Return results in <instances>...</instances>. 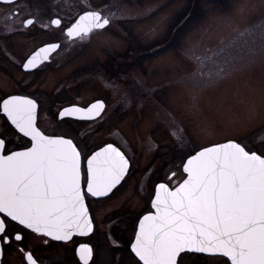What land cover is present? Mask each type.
<instances>
[{
  "label": "rangeland",
  "instance_id": "obj_1",
  "mask_svg": "<svg viewBox=\"0 0 264 264\" xmlns=\"http://www.w3.org/2000/svg\"><path fill=\"white\" fill-rule=\"evenodd\" d=\"M84 4L105 12L113 7V20L63 50L62 66L36 81L38 95L54 100L53 116L47 102L41 111L49 131L77 140L87 152L108 141L133 157L140 152L142 170L159 148L167 160L160 177L169 181L173 171L177 179L185 176L187 156L213 143L233 139L264 153V0H21L23 18L42 8L76 12ZM170 27L169 40L182 30L177 42H158ZM44 36L31 29L22 39ZM152 42L141 57L140 46ZM97 99L106 103L101 118L58 119L61 106ZM148 169L139 185H132L135 179L127 183L107 205L126 198L135 211L148 205L153 193ZM182 256V264H230L223 256Z\"/></svg>",
  "mask_w": 264,
  "mask_h": 264
},
{
  "label": "snow or ice",
  "instance_id": "obj_2",
  "mask_svg": "<svg viewBox=\"0 0 264 264\" xmlns=\"http://www.w3.org/2000/svg\"><path fill=\"white\" fill-rule=\"evenodd\" d=\"M3 2L13 4L15 0ZM25 23L31 25L33 20ZM52 23L59 26L61 21ZM108 24L99 12H86L66 35L82 39ZM58 47L52 44L41 51L48 53ZM35 60V56L30 58L24 68L34 67ZM0 107L31 145L5 154L6 141L0 138V214L6 218L0 219V241L7 244L13 235L16 242L24 239L20 233L8 232V220L57 241L70 240L77 232L90 233L92 220L81 186L77 146L71 139L45 135L37 127L34 100L12 96ZM103 107L98 101L86 109H65L60 115L78 112L92 118ZM128 168L125 155L107 145L87 160V193L107 196L124 179ZM182 170L186 178L174 190L166 183L157 186L152 201L155 213L140 221L131 245L139 261L182 264V254L203 253L220 254L230 264H264V153L228 141L203 148L187 159ZM92 253L89 245H80L82 264H88ZM25 259L28 264H37L31 252L25 253Z\"/></svg>",
  "mask_w": 264,
  "mask_h": 264
},
{
  "label": "flooded vegetation",
  "instance_id": "obj_3",
  "mask_svg": "<svg viewBox=\"0 0 264 264\" xmlns=\"http://www.w3.org/2000/svg\"><path fill=\"white\" fill-rule=\"evenodd\" d=\"M40 13L30 14L23 18V9L21 0H15L13 4H6L0 0V106L3 101L12 96H22L32 99L37 104V127L46 135H59L49 131L41 120L42 106L47 102L50 111L49 116H53L54 100L51 98L43 100L37 93V83L39 78L46 77L51 70L59 69L62 64L59 55L63 50L75 45L76 43L87 40L94 34L106 29L110 26L113 20V12L115 10L110 7L107 12L103 8L91 7L87 4L76 12H58L56 8H42L38 10ZM56 11V12H54ZM99 11L102 17L109 20V24L103 29H96L90 34L80 37H68L66 35L68 28H70L77 19L85 12ZM33 20V24L26 25L27 20ZM60 20L59 26L52 23L54 20ZM31 29H38L45 33L44 39H36L31 41H24L22 39L23 32H29ZM57 44L59 47L55 51L47 54V59L44 57L35 60V66L29 69L24 68V64L30 57L38 52L40 48L49 45ZM46 98V95L43 96ZM41 98V99H40ZM78 103H69L61 106V108ZM81 106H87L78 104ZM60 108V109H61ZM104 112V111H103ZM102 114L96 118H101ZM59 120L85 122L91 121L86 119L62 118ZM95 120V119H94ZM0 138L6 141V152L22 151L30 147V140L24 137L14 125L3 114L2 107H0ZM73 139V138H72ZM74 140V139H73ZM75 144L81 153V186L85 195L90 215L93 221L92 232L86 235L74 234L70 240L57 241L51 237L41 236L33 233L30 230L23 229V226L8 220V232L20 233L24 239L21 242L14 240V235L9 237V243L5 244L2 241L1 247L3 254L1 264H28L25 259V253L31 252L38 264H82L78 249L80 245L87 244L93 249L92 259L88 264H142L138 257L131 251V245L135 239L137 227L140 218L147 212L152 211V199L155 194L156 186L160 182L167 183L170 187L176 186L184 177L177 179L173 173L169 174V180L162 179L167 169L166 153H159L158 149L154 151L153 157L149 165H145L144 169L150 170V176L147 177L151 185H153V193L149 199V206L143 203L140 210L135 211L128 202L127 198L122 204L112 206L107 205L109 202H114L119 198L120 193H123L124 187L127 183L134 181L132 184L138 185L142 182L139 177L145 170L141 169V153L134 152L133 157L129 152H125L116 142L108 141L99 146L92 148L90 151H84L77 140ZM113 143L118 146L129 161L128 172L124 179L107 195L100 197H92L87 193L86 174H87V158L98 148L105 144ZM192 154V153H191ZM161 163L158 167L151 169V162L156 160ZM179 157H182L180 155ZM183 169V165H182ZM148 172V171H147ZM134 177V178H133ZM131 178L130 181H128ZM144 179V178H143ZM0 219H6L3 214H0ZM45 241H47L45 243ZM20 248H24L22 253ZM104 254V255H103ZM191 254V253H186ZM183 255V254H182ZM228 260V259H227ZM230 262V261H229Z\"/></svg>",
  "mask_w": 264,
  "mask_h": 264
},
{
  "label": "water",
  "instance_id": "obj_4",
  "mask_svg": "<svg viewBox=\"0 0 264 264\" xmlns=\"http://www.w3.org/2000/svg\"><path fill=\"white\" fill-rule=\"evenodd\" d=\"M88 12H92V11H88ZM95 12H99V11H95ZM86 13V12H85ZM85 13H83L82 15H84ZM100 13V12H99ZM101 14V13H100ZM81 15V16H82ZM80 18V17H79ZM79 18L77 19V21L79 20ZM76 21V22H77ZM75 22V23H76ZM74 23V24H75ZM49 45H52V44H49ZM48 45H46V46H44V47H42V48H40L39 49V51L38 52H35L30 58H32L33 56H35L36 57V60L37 59H39V58H42V57H45V56H47V54H49L50 52H48V53H44V52H42L41 51V49H44L45 47H47ZM37 53H39V55H37ZM102 102L103 103V105H104V107H103V109L100 111V113H99V115H93L92 116V118H87L86 116H85V114L84 113H78V112H73V113H65V115L63 116V117H61V115H60V113L61 112H63L65 109H71V108H73V107H77V108H82V109H86V108H88L90 105H92V104H94V103H96V102ZM105 107H106V103H105V101L104 100H102V99H97V100H95V101H92L91 103H89L87 106H81V105H78V104H71V105H68V106H65V107H63V108H61L60 109V111H59V113H58V118L59 119H62V118H67V117H69V118H74V119H81V120H83V119H86V120H94V119H96V118H98L101 114H102V112L104 111V109H105ZM46 135V134H45ZM48 136H53V137H61V138H65V139H71L72 141H73V139L72 138H70V137H66V136H63V135H48ZM228 141H234V142H237V143H239L238 141H236V140H233V139H230V140H226V141H222V142H218V143H213V144H210V145H207V146H204V147H202V148H200L199 150H197L195 153H193L192 155H195L197 152H199V151H201L203 148H205V147H212V146H214V145H216V144H222V143H227ZM73 143L75 144V142L73 141ZM109 144H111V145H113L115 148H117L119 151H121L122 153H123V151L118 147V146H116L115 144H113V143H108V144H105L104 146H102L101 148H98L97 150H95L88 158H87V160L92 156V155H94L96 152H99V151H101L102 149H104V148H106L107 147V145H109ZM241 144V143H240ZM76 145V144H75ZM242 145V144H241ZM77 146V145H76ZM242 146H244V145H242ZM77 150L78 151H80L79 150V148L77 147ZM124 154V153H123ZM257 154H260V153H258L257 152ZM125 155V154H124ZM192 155H190L189 157H187L186 158V160H185V162H184V164L187 162V159H189ZM125 158L127 159V157L125 156ZM128 160V159H127ZM183 164V165H184ZM86 166H87V162H86ZM128 172V171H127ZM127 174V173H126ZM125 174V175H126ZM125 177V176H124ZM186 178V174H185V177H184V179ZM183 182V180L180 182V183H182ZM160 183H165V182H160ZM160 183H158L157 184V186L160 184ZM167 184V183H166ZM179 185V183L176 185V186H174L173 188L172 187H170L171 189H175V187H177ZM157 186H156V188H157ZM155 195H156V190H155V194H154V196H153V199H152V201L155 199ZM85 204H86V206H87V203H86V201H85ZM151 205H152V203H151ZM87 208H88V206H87ZM88 212H89V216H90V218H91V215H90V211H89V209H88ZM155 213V209H153L152 208V211H150V212H147V213H145L144 215H142V217L140 218V220H139V223H138V227H137V232L139 231V225H140V221L143 219V217L144 216H146V215H149V214H154ZM91 220H92V218H91ZM92 230H93V221H92ZM92 232V231H91ZM136 232V233H137ZM74 234H79L78 232L77 233H74ZM73 234V235H74ZM72 235V236H73ZM135 242V239H134V241H133V243ZM0 248H2L1 247V243H0ZM201 254H203V253H201ZM206 255H210V254H206ZM215 255H220V254H215ZM221 256V255H220ZM1 258H2V255H0V264H1ZM227 258V257H226ZM139 259V258H138ZM228 259V258H227ZM38 264V263H37Z\"/></svg>",
  "mask_w": 264,
  "mask_h": 264
},
{
  "label": "trees",
  "instance_id": "obj_5",
  "mask_svg": "<svg viewBox=\"0 0 264 264\" xmlns=\"http://www.w3.org/2000/svg\"><path fill=\"white\" fill-rule=\"evenodd\" d=\"M195 11H197V12H199L198 10H195ZM175 25H179V19H176L175 21H174V26ZM173 29H174V27H170V31H169V33L165 36L166 38H168V40H166V38L165 39H162L161 41H158V42H160V43H163V44H166V43H172V44H175L176 42H177V39L176 38H178V36H179V34L181 33V29H179L178 31H176L175 32V34H176V37L175 38H173V39H171V40H169V37H170V34H171V32L173 31ZM176 29H177V27H176ZM175 29V30H176ZM155 43V42H154ZM153 42L151 43V44H149V45H143V46H140V49L141 50H139L140 51V56L142 57V56H144L143 55V52H144V50L147 48V50L148 49H150V48H153V44H154ZM138 48V47H137ZM152 54H153V52H152ZM147 55V54H146ZM197 255V254H196ZM200 255V254H199Z\"/></svg>",
  "mask_w": 264,
  "mask_h": 264
}]
</instances>
